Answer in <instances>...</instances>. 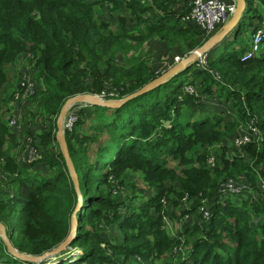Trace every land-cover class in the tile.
Returning a JSON list of instances; mask_svg holds the SVG:
<instances>
[{"label": "trees", "instance_id": "obj_1", "mask_svg": "<svg viewBox=\"0 0 264 264\" xmlns=\"http://www.w3.org/2000/svg\"><path fill=\"white\" fill-rule=\"evenodd\" d=\"M245 1L248 5L249 0ZM166 2L156 0L155 6L148 7L142 0H0V93L8 84L9 64L26 52L40 69L36 82L39 85L40 79L45 84L43 96L40 92L36 96H40L49 128L41 136L45 150L25 175L11 156L22 143L14 137L0 107V168L7 182L4 200L0 198V222L20 253L41 257L58 248L69 238L72 217L79 208L57 138V117L65 103L79 95L101 96L108 90L115 99L127 98L157 79L145 63L128 70L114 65L115 49L125 41L139 45L157 35L176 43L190 41L193 49L202 46L196 41L198 35L204 41L205 34L181 28L179 19L173 21L174 13L163 7ZM155 7L169 16L160 20L167 24L148 26L147 34L129 33L130 26L146 25L149 19L143 16ZM249 7L247 22L236 29V41L254 34L263 23L264 0H253ZM104 11L118 19L116 29L99 21ZM227 44L222 51L210 52L206 67L195 63L119 109H78L73 131L64 132L82 198L77 233L66 251H81V255L75 262L62 264H264V190L259 187V180L264 179V144L241 150L233 144L235 152L229 154L221 146L234 134L235 122L224 126L221 112L204 113L208 107L202 104L225 98L224 105L232 107L245 123L258 114L264 135V52L243 62L245 39L242 49L240 44L237 48L233 42ZM86 60L87 68L81 69L79 65ZM182 77L187 79L180 82ZM110 83L114 87L108 88ZM187 87L196 93H187ZM88 109L107 120L92 129L93 135L84 136L79 128L93 119ZM51 115L56 116L49 125ZM218 146L216 166L210 168L208 161ZM130 173L141 174L147 186L157 190L136 209L129 201L130 196L136 197L132 182H127ZM239 176L250 186L247 197L220 195L225 178ZM174 182L183 190L181 196L195 200L196 211L203 200L211 205L209 221L185 226L184 240L169 235L162 216V201L168 196L164 194L178 193L166 188ZM120 193L127 197L121 198ZM181 217L184 221L195 216L185 211ZM170 218L175 223L177 216ZM112 228L119 238L109 237ZM0 264L35 263L13 256L0 238Z\"/></svg>", "mask_w": 264, "mask_h": 264}, {"label": "rangeland", "instance_id": "obj_2", "mask_svg": "<svg viewBox=\"0 0 264 264\" xmlns=\"http://www.w3.org/2000/svg\"><path fill=\"white\" fill-rule=\"evenodd\" d=\"M96 1L100 2L101 0H96ZM104 1L105 0H102V2H104ZM149 1L150 0H142L143 4H145V6H148V7H149ZM182 1L180 0V2L178 3V6L176 5L175 10L178 13H181L185 7V11H183L181 13V14H185L187 12L186 8H187L188 4L186 2L184 3V0H182ZM252 2H253V0H249L248 6H247V8L243 14V19L241 21L242 24L246 23L248 20V14L247 13H248L249 8H250L249 5ZM178 7L179 8L181 7V9H179ZM169 11L172 12L170 10V8H169ZM145 15H147V14H145ZM98 19L101 22L103 20L106 21L108 24L111 25V27L113 29H116L118 26V22H114L115 20H118V19L114 18V17H110L109 14L106 13L105 11L102 12L101 15H98ZM182 25H184V24H182ZM138 31L144 32L145 28L142 30L141 28L137 27V24L129 27V33H136ZM235 32L236 31H234V37H235ZM149 39L151 40L150 42H147L145 44V41H142L139 45H134V42H131V41H128V43H127V41H125L123 43V47H119V48L115 49V57H114L115 64L114 65L117 66L118 68H123V70H125V69L128 70V69H131L133 67H137L141 63H145L153 69V71L156 73L157 78H159L165 74V72H166L165 69H167L171 64L177 65L178 63H181L184 59H187L189 57V55L193 52L192 51L190 54H187L189 50H192L191 47H187V44L189 43V41L186 43H183V44L179 43L181 45L180 46L176 42L169 41L168 37L161 39L157 35H153ZM163 40H166V41H163ZM197 49H199V48H196L195 50H197ZM260 55H263V53H260ZM210 56H212V55L208 54L207 58ZM87 63H88L87 60L84 61L83 63H81L79 65L80 68L86 69ZM35 64H36V62L32 58H30L28 56V54H26V52L22 53V55H20L18 57L16 63L9 64V66H8L9 70H7L8 84L5 85L3 92L0 93V95H1L0 96V107H1L2 113H5L4 119L10 120L9 124H11L13 121H15L16 122L15 127H19L22 129H25V126L27 128H30L33 126L35 129H37L36 127H41L42 125L46 126L45 117H47V116L44 115V112H42L43 109L40 108V106H39L40 96L39 97L36 96V94H38L39 92L41 93V96H43V94L45 93V84H44V82L42 83V81L40 79H38L39 85H38V82H36L37 78H38V74H40V69H38ZM26 77H27V81L31 80V82L34 86L32 93L28 94L29 96H26L24 94L23 90L17 91L18 84L24 83V80ZM186 79H187L186 77H182V80L180 82H183ZM86 81H87L88 85L91 84L89 78H86ZM107 83L108 82H106L104 84L105 87L107 86ZM123 83L124 82H122L121 85H123ZM112 86L114 87V85L112 83H110L108 88H111ZM110 92L111 91L108 90V93H110ZM100 98L106 100V97H100ZM217 100L218 101H216L214 103H207L205 101L202 102L203 105L208 107V109L206 111H204V113L211 112L212 109L218 110V112H221L220 115L223 116V120H224L223 125L224 126H229V124L235 122L237 127L235 129L234 134L229 135L226 138L227 141H225L221 146V147H223V145L226 146L227 151L229 152V154L232 155L233 152H235L233 142L237 138L235 136V133H237L239 128L244 125L245 121H242L239 117L237 118V116L235 115L236 111L232 107L227 108L226 106H228V105H224L226 102L225 98L220 97ZM220 101H222V102L220 103ZM76 106H80L81 108H86V107H90L91 105H89V104H84V105L77 104L73 107L75 108ZM11 108L15 112H18V115H19L18 117H10L11 115L8 114V110ZM88 111L89 112H87V113L89 115H92L93 119L88 120L89 122L84 120L85 125L82 128H79V131L82 132L84 136L87 135V133L89 135H93L94 130H92V129L95 128L97 125L105 124L104 122H106L105 120H107V118L102 116L100 113L92 114L93 112H95V110H93V109H88ZM253 115H256L258 117L259 126H260V124L262 122V118L258 114H253ZM55 116H52V115L50 116V117H52V120L49 121V125H52L53 120H55L54 119ZM59 116L57 117V124H58ZM86 116H88V115H86ZM86 116H83V118L86 119ZM262 135H263V133H262ZM214 153H220V147L219 146L214 149ZM22 158H25V160L23 161L24 165L29 166V167L35 166L34 164L33 165L29 164L27 156H23ZM1 179H2V177L0 176V180ZM233 179H235V178H233ZM236 179H238V181L240 182V183H238V185L240 187H242V189L244 191H246V192L250 191L245 186V184H247V183H245V180L242 179L241 176L237 177ZM225 180L231 181L232 179L230 177H226ZM130 181L132 182L133 191L135 192V196H136L135 198H133L134 196L132 195L129 198V201L132 200L131 206L134 207V209L142 206L141 201L143 202L144 200H149L157 194L156 189H151L147 186V184L144 182L141 174H138V173L128 174L127 175V182H130ZM260 181L264 182V179H260L259 183H260ZM0 185L3 186V182H0ZM259 187L261 189L263 188V190H264V184L263 183L260 184ZM166 188H172L174 191L177 190L178 193L166 192L164 194V196L168 195L162 201V209H163L162 216H164L163 217L164 218V224L166 225V229L172 238H178V239L181 238L182 240H184V237L182 235H183V233L188 232V229L185 226H190V227H195L196 225L200 226L201 223L203 222V218L201 217L199 210L202 208V206H206V207H208L207 212L210 215L211 205L207 202V200H203L201 202L202 206L197 207V211H196V209H194V207L197 206L195 204V200L193 202H191V200L189 199V196L187 194L181 196V193L183 192V190L181 189V187L178 183H175V182L174 183H168L166 185ZM256 194L257 193L255 192L254 195H256ZM238 196H239V198L247 197L246 194H243V195L239 194ZM256 196H258V195H256ZM120 197L124 199L127 197V194L126 193H120ZM175 202H177V205H174ZM127 205H130V202H128ZM166 211L168 212V214L164 215V212H166ZM185 211L192 212L195 217H192L190 219L187 218L184 221H182L181 220V218H182L181 214H183V212H185ZM77 214L76 215H75V213L73 214V217L76 218V220H77ZM124 214L126 215L127 213L125 212ZM175 215L177 216V218H175V220H174L175 223H173V221H172L173 219L170 217H173ZM199 216L201 217V219ZM73 217H72V221H73ZM197 222H199V223H197ZM188 224H190V225H188ZM72 228H73V224H72ZM178 228L182 232L181 231L177 232ZM109 233H110V236H109L110 238H112V239L119 238V233L115 229H113V228L110 229ZM185 248H186V245L182 246L179 250L184 251ZM79 255H81V251H73L72 250L71 252H68L65 250L61 254H59L55 257L46 259L45 263L46 264H62L64 262H75L76 258L78 260Z\"/></svg>", "mask_w": 264, "mask_h": 264}, {"label": "built area", "instance_id": "obj_3", "mask_svg": "<svg viewBox=\"0 0 264 264\" xmlns=\"http://www.w3.org/2000/svg\"><path fill=\"white\" fill-rule=\"evenodd\" d=\"M187 3V12L185 14H180L179 21L184 25L195 26L199 31H201L206 38L210 37L217 29L221 26L226 25L231 17L234 15L236 11V5L233 0H184V3ZM264 46V15H263V23L256 30V32L252 36V42L246 53L242 57L243 62H247L253 60L260 56V53H263ZM207 57L203 56L199 59V65L201 67L207 66ZM33 84L31 80L27 81V77L24 80V83H21V90L24 91L26 96L32 93ZM186 92L190 94L196 93V90L193 87H187ZM111 96L113 100L115 99V94L105 92L100 97H108ZM78 109H82L80 106L73 107L67 113L64 119V132H72L75 124L79 120ZM259 119L256 115L250 117L243 126L240 127V131L236 136V140H234L233 144L236 149L241 150L250 146V144H264V135H262V131L259 128ZM10 126L15 127L16 122L13 121ZM40 149L36 146L35 142L30 139L27 142L26 146V154L28 158V162L30 165L37 163L40 159ZM216 154L212 152L211 157L208 161V166L210 168H214L216 166ZM225 180L223 184L220 186V195L225 196H238L239 194H246V191L242 189L238 185L240 183L237 179ZM263 183V182H262ZM264 184V183H263ZM245 186L250 189L248 184ZM208 208L206 206H202L200 209V214L203 215L204 221H209L210 215L207 212Z\"/></svg>", "mask_w": 264, "mask_h": 264}, {"label": "water", "instance_id": "obj_4", "mask_svg": "<svg viewBox=\"0 0 264 264\" xmlns=\"http://www.w3.org/2000/svg\"><path fill=\"white\" fill-rule=\"evenodd\" d=\"M234 1L236 2V11L231 21L226 26H224V28L216 36L211 38L201 48L192 52L191 55L187 59H184L181 63H178L170 71L165 73L163 76L155 79L153 82L149 83L148 85L143 87L138 92L128 96L127 98L121 99V100H104L95 95H79V96L69 99L65 103L60 113L59 119H58L57 138H58V142L60 145V149L65 159L67 168L69 170V173L71 174L76 192L79 197V208L81 206L82 198H81V193H80L79 184L77 180L75 166L70 157L68 145L66 142V138L64 136V127H63L64 119L67 113L69 112V110L77 104H89L91 106H99V107L108 108V109H119L123 107L125 104H127L128 102L133 101L141 96H144L147 93L153 91L155 88L161 87L162 85L168 83L173 78H175L178 74L183 72L185 69L195 64L199 58L205 56L212 49H214L216 46L220 45L226 40V38L230 35L231 30H233L238 25V23L241 21L243 14H244V10L246 8L245 0H234ZM79 208L75 211V215L78 213ZM76 233H77V220L76 218L73 217L72 232L69 238L65 242H63L58 248L52 250L51 252L46 253L44 256H41V257L27 256L23 253H20L13 247L10 239L6 235L5 226L0 222V238L6 244L9 252L16 258H19L21 260H24L30 263H35V264H44L46 259L55 257L61 254L63 251L67 250L71 242L74 240Z\"/></svg>", "mask_w": 264, "mask_h": 264}, {"label": "crops", "instance_id": "obj_5", "mask_svg": "<svg viewBox=\"0 0 264 264\" xmlns=\"http://www.w3.org/2000/svg\"><path fill=\"white\" fill-rule=\"evenodd\" d=\"M182 1V0H181ZM180 2V0H167V2L164 4V8L165 9H168V11H169V8H170V10L174 13V15L173 16H175V19L173 20L174 22H177L178 21V18H179V15L183 12V11H185V7H184V10L181 12V13H178L176 10H175V7H176V5L178 6V3ZM183 2V1H182ZM155 3H156V0H150L149 1V7L150 6H155ZM256 5H257V2H256ZM179 8V7H178ZM179 9H181V7L179 8ZM155 10V11H154ZM163 12V10L161 11V9H159L158 7H155V9H153L152 11H149V12H147L146 14L147 15H145V16H143V18H145V19H149V22L145 25L144 24V26H138L137 25V27H139V28H141L142 30L145 28V31L143 32V31H138V32H136L135 34H139V33H143V34H147V29H148V26H151V25H153V26H158V25H160V24H167V22H165V21H160L161 19H167V18H169V16H164V13H162ZM264 13V12H263ZM264 15V14H263ZM164 16V17H163ZM174 22H172V23H174ZM175 24V23H174ZM179 24H180V27L181 28H187V29H192V30H198L195 26H191V25H182L180 22H179ZM177 25V23L175 24V26ZM171 26V25H170ZM174 26V25H173ZM226 26V25H225ZM224 28V26H221L219 29H217L210 37H208L207 39L205 38V40L203 41V40H201V37H200V35H198V39H197V44H202V46L206 43V42H208L211 38H213L214 36H216L222 29ZM234 30V29H233ZM233 30H231V32H230V35L226 38V40L222 43V44H220V45H218V46H216L214 49H212L210 52H212V51H215V52H219V51H222L223 49H225L226 48V46L228 45L227 43L228 42H233L234 44L233 45H235V46H233L234 48H237V47H239V44L241 45V49H242V42L244 41V39H245V42H246V44L244 45V47L243 48H246V46L248 47H250V45H251V42H252V36H253V34H247V36H244L243 38H242V40H239V41H236V40H234L235 38H234V32H233ZM190 32H194L195 33V31H190ZM198 31H196V33H197ZM233 32V33H232ZM204 36V35H203ZM233 38V39H232ZM145 41V44L147 43V42H150L151 40L150 39H147V40H144ZM163 41H166V40H163ZM236 41V42H235ZM188 42V41H187ZM180 43H184L183 42V39H181L180 40ZM249 43V44H248ZM177 44H179V43H177ZM134 45H138L136 42H134ZM180 45V44H179ZM181 46V45H180ZM194 43H192V42H190L189 41V43L187 44V47H191V49L192 50H189L188 51V53L187 54H190L192 51H194L195 49H193L194 47ZM201 45H199V47H197V48H201L202 47ZM248 47V48H249ZM262 50L264 51V46H263V48H262ZM210 52H209V54H210ZM176 65H174V64H171L167 69H165V71L166 72H168V71H170L172 68H174ZM165 72V73H166ZM216 102V101H215ZM222 101H220V103H221ZM212 103H214V102H212ZM214 110V109H213ZM212 110V111H213ZM8 114H10L11 116L10 117H18L19 115H18V112H15L12 108L11 109H9L8 110ZM12 127V126H11ZM37 129H35L33 126L32 127H30V128H27L26 126H25V129H22V128H19V127H12L11 129H12V133L14 134V137H16V140L18 141V143H22V146H21V148L19 149V150H14V151H12L11 152V156H12V158H14V159H16V162H17V164L22 168V170L24 171V173H25V175H26V172H29V171H31V167H29V166H26V165H24V163H23V161L25 160V158H22L23 156H27V154H26V146H27V142H28V140H30V139H32L34 142H35V144H36V146L41 150V151H44L45 150V147L42 145V139H41V136L42 135H44L46 132H47V130H49V128L48 127H46V126H41V127H36ZM41 166H39V167H37L38 169L40 168ZM32 170L34 171V172H36L37 170L35 169V168H32ZM37 173V172H36ZM0 174H2L3 175V173H2V170H1V168H0ZM2 175H0L1 177H2V179L0 180V182H3V186H1L0 185V198H1V200H4L3 198L5 197V195H6V190H7V182H6V180H5V178L2 176ZM1 192H3L4 194H3V197H2V193Z\"/></svg>", "mask_w": 264, "mask_h": 264}, {"label": "clouds", "instance_id": "obj_6", "mask_svg": "<svg viewBox=\"0 0 264 264\" xmlns=\"http://www.w3.org/2000/svg\"><path fill=\"white\" fill-rule=\"evenodd\" d=\"M233 1H234V0H233ZM234 2H235V1H234ZM235 5H236V2H235ZM247 6H248V5H247V3H246V8H247ZM246 8H245V10H246ZM245 10H244V11H245ZM232 17H233V16H232ZM232 17H231V19H232ZM231 19H230V21H231ZM242 19H243V17H242ZM242 19H241V21H242ZM230 21H229V22H230ZM241 21H240V22L238 23V25L234 28L233 32L236 31V29L238 28V26H239V24L241 23ZM229 22H228V23H229ZM228 23H227V24H228ZM227 24H226V25H227ZM224 26H225V25H224ZM233 32H232V33H233ZM248 47H249V46H248ZM248 47L246 46V51L248 50ZM194 51H195V50H194ZM194 51H193V52H194ZM246 51L244 52V54L246 53ZM263 52H264V51H263ZM208 54H209V53H208ZM208 54H206L205 56L207 57ZM244 54H243V55H244ZM190 55H191V54H190ZM190 55H189V56H190ZM260 56H261V55H260ZM260 56H258V57H260ZM199 59H200V58H199ZM199 59L197 60L196 64H199ZM255 59H256V58H255ZM196 64H195V65H196ZM166 73H167V72H166ZM95 96H96V95H95ZM98 97H100V96H98ZM107 100H113V99H107ZM117 100H121V99H117ZM44 264H45V263H44Z\"/></svg>", "mask_w": 264, "mask_h": 264}, {"label": "bare ground", "instance_id": "obj_7", "mask_svg": "<svg viewBox=\"0 0 264 264\" xmlns=\"http://www.w3.org/2000/svg\"><path fill=\"white\" fill-rule=\"evenodd\" d=\"M46 264V263H45Z\"/></svg>", "mask_w": 264, "mask_h": 264}]
</instances>
